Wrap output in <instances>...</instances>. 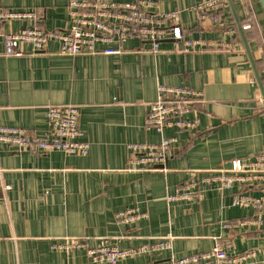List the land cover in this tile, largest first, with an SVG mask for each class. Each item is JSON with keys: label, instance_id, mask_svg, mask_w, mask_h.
Segmentation results:
<instances>
[{"label": "crops", "instance_id": "obj_1", "mask_svg": "<svg viewBox=\"0 0 264 264\" xmlns=\"http://www.w3.org/2000/svg\"><path fill=\"white\" fill-rule=\"evenodd\" d=\"M143 1L154 2L159 12L177 11L186 39L197 41L196 47L181 53L176 51L181 44L165 40L151 54L150 44L130 39L121 44V55L61 56L58 44L50 42L45 52L20 44L23 56L6 57L3 34L33 25L44 32L63 29L68 0H0V9L39 14L35 23L18 20L0 27V126L41 136L47 106L71 104L89 144L87 155L75 156L0 143V264H108L92 263L82 249L65 253L55 245L77 238L95 247L106 239L126 249L166 236L172 237L169 250L115 264H164L215 246L231 254L254 251L248 264H264V210L232 206L237 192L262 196L264 179L235 182L229 189L200 181L229 170L233 160L252 162L264 152L261 93L250 83L254 75L238 32L236 38L223 33L235 25L229 6L223 26H213L197 22L193 8L202 0ZM232 1L241 22V7ZM250 3L254 27L243 31L264 86V14L259 0ZM216 41L233 47L206 48ZM159 85L201 93L188 115L198 119V127L164 130V137L176 140L165 171H131L127 145L160 140L144 125ZM195 180L203 198L167 201ZM127 211L140 218L119 222L118 214Z\"/></svg>", "mask_w": 264, "mask_h": 264}, {"label": "built area", "instance_id": "obj_2", "mask_svg": "<svg viewBox=\"0 0 264 264\" xmlns=\"http://www.w3.org/2000/svg\"><path fill=\"white\" fill-rule=\"evenodd\" d=\"M235 2L241 7L244 18L247 21L251 20L250 0H235ZM66 9L68 21L61 30L44 32L33 25L3 34L2 55L23 56L22 51L19 50L20 44L30 46L34 53H42L50 42L58 44L57 53L61 56L121 55L124 53L121 44L130 39L150 44L149 53L151 54H157L159 44L165 40H171L176 45L181 44V47L176 50L181 53L189 52L198 44L195 40L186 39L177 11L159 12L152 1L68 0ZM193 9L199 25L208 22L213 26H223V15L228 11V2L227 0H202ZM38 18L37 10L0 9V27L18 20L35 23ZM242 28L249 29L250 23L242 25ZM223 33L235 38L237 36L234 27H226ZM232 47L233 44L220 41L206 46L208 50L214 51L229 50ZM250 83L255 84V79L251 78ZM200 99V92L187 87L157 86L156 98L149 104L144 125L147 130L159 133L160 140L155 144H128L129 170L165 171L164 164L176 140L173 137H164L163 132L166 129L196 131L199 121L195 117L189 118L188 115L191 113V106ZM45 116L47 130L43 135L36 136L24 128L0 126V143L41 155L50 152L75 156L87 155L89 144L82 140L83 133L78 126V109L75 105L47 106ZM2 171L0 164V172ZM258 179H264V152L256 155L252 162L233 160L229 170L216 172L213 176L200 181H216L219 183V189H229L235 182H252ZM198 182L195 180L186 184L177 194L168 196L167 201L203 198V191ZM232 206L264 210V188L260 197L249 196L242 192L235 193ZM139 218L140 216L133 214L132 211L118 214V220L121 223L132 222ZM171 240V236H166L135 248L119 249L109 245L106 239H101L95 247H89L84 240L64 238L55 245V249L65 253L82 249L92 263L115 264L119 260L132 256L169 250ZM254 258V251L231 254L226 249L215 246L200 254L178 259L170 258L164 264H248Z\"/></svg>", "mask_w": 264, "mask_h": 264}, {"label": "water", "instance_id": "obj_3", "mask_svg": "<svg viewBox=\"0 0 264 264\" xmlns=\"http://www.w3.org/2000/svg\"><path fill=\"white\" fill-rule=\"evenodd\" d=\"M228 2V6H229V9L231 11V14L233 16V19H234V24H235V27L237 29V32H238V35L241 39V42H242V45L244 47V50H245V53L249 59V62H250V65H251V68H252V71H253V75H254V79H255V82L259 88V91L261 93V98H262V102H263V105H264V86H263V83H262V80H261V77L256 69V66H255V62L253 61L252 59V56L250 54V51H249V47H248V44H247V41H246V38H245V33L241 27V24H240V20L237 16V13L235 11V6H234V3L232 0H227ZM259 3L261 5V8H262V11H263V14H264V0H259ZM46 32V31H45ZM166 164H167V160L164 164V167H166ZM159 168H161V166H159Z\"/></svg>", "mask_w": 264, "mask_h": 264}, {"label": "trees", "instance_id": "obj_4", "mask_svg": "<svg viewBox=\"0 0 264 264\" xmlns=\"http://www.w3.org/2000/svg\"><path fill=\"white\" fill-rule=\"evenodd\" d=\"M247 22L250 23V28L247 29V30H245V33L248 32L249 30L253 29V27H254V23H253V21H252V17H251V20H249V21H247L245 18H243V19L241 20L240 23H241L242 25H244V24H246ZM232 27L236 28L235 25H232ZM263 80H264V78H263Z\"/></svg>", "mask_w": 264, "mask_h": 264}, {"label": "bare ground", "instance_id": "obj_5", "mask_svg": "<svg viewBox=\"0 0 264 264\" xmlns=\"http://www.w3.org/2000/svg\"><path fill=\"white\" fill-rule=\"evenodd\" d=\"M235 1V0H234Z\"/></svg>", "mask_w": 264, "mask_h": 264}]
</instances>
